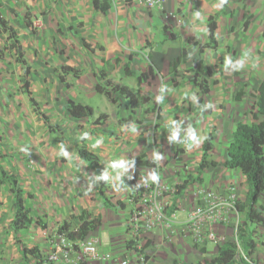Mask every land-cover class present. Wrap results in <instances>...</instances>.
<instances>
[{
  "label": "crops",
  "instance_id": "0c3cea01",
  "mask_svg": "<svg viewBox=\"0 0 264 264\" xmlns=\"http://www.w3.org/2000/svg\"><path fill=\"white\" fill-rule=\"evenodd\" d=\"M221 1L191 0L178 5L174 0H168L162 7L149 8L136 0H111L110 8L102 11L94 7L93 0H0V12L16 29L18 45L22 51L21 57L24 60L23 62L17 58L16 46L9 47L12 45L9 31L1 30L5 38L2 47L7 48H1L6 55L5 64L2 65L6 70L5 82L0 77V87L6 86L4 92L8 91V84H12L14 80L16 87H20V80L25 76L28 81L27 88L37 100L41 111L45 112L50 120L61 128L55 131L49 129L43 116L35 110L28 93L18 90V98L4 99V97V100H0V161L8 171L18 176L24 189L26 205L31 208L33 217V222L19 233H15L12 229L14 236L27 231V238L22 240L23 243L28 246L36 245L42 251L37 244V239L46 237L44 234L54 220L71 219L73 215L76 216L83 210L98 213L97 205H95V201L98 203V200L92 187L99 183V171L90 167L78 153L72 160L70 152L60 145H55L57 139L51 142L50 138H57V133L65 127L67 130L72 129L75 135H78L76 133L83 135L87 140L98 135L99 149L90 147L89 149L99 155L101 168L111 179L112 165L122 162L124 154L123 148L116 142L112 143L114 138L117 141L113 134H116L120 127H118L119 122L115 113L118 107L112 104L105 94L96 90L97 84L106 85V78L101 75L103 70L107 78L127 83L136 88L140 94L149 91L152 98L154 95L152 90L158 89L161 85L163 97L159 104L161 106L160 119L163 121L166 118V128L171 124L168 113L175 109L174 115H178V118L172 126V131H176L182 124L185 126L189 123L193 135L199 131L204 139V129L206 134L214 130L213 120H209L208 126L202 128L201 120L197 116H188L186 110L178 109V106H183L186 101L185 90L188 84L170 76V62L186 49L188 56L178 66V72L182 70L181 67L191 68L194 76L195 60L199 55V50L189 38L193 37L194 41L201 43L208 42V20L211 15L221 10ZM170 12H173V15ZM37 20L41 22L40 26L36 25ZM165 26L168 28L166 33ZM220 28L221 24L218 22L216 32L218 40H220ZM178 41L184 42V45L177 48L175 45ZM217 48L205 49L202 54L205 65L211 67L216 65L215 51ZM192 49L196 50L194 56ZM127 65L135 75H127L125 71ZM150 65L155 68V77L139 84L136 76L146 71ZM65 66L80 69V76L76 77L73 72L65 71L63 69ZM61 77L65 81H62ZM175 88L178 90L173 91ZM195 88L198 89L197 86ZM99 96V102L105 105L104 110L100 109L99 103L96 102ZM70 98L92 105L96 115L108 112L110 116L105 123L100 125H95L88 117H73L67 109V101ZM111 108L112 111H110ZM166 110L167 113H165ZM120 115L123 116L122 113ZM146 121L149 122L150 118L143 119L141 124ZM74 123L77 125L83 123L84 126L76 128ZM217 131L215 128V134ZM183 135H187V129L186 133L183 131ZM231 139L232 137L230 141ZM172 143L169 140L170 147L173 146ZM4 144H6L5 147ZM177 147L185 150L181 156L177 154V157L182 161L188 160L190 154L187 146L174 144V148ZM145 153L147 157H151L154 152L147 150ZM159 153L158 151L157 154ZM201 154L202 149L195 155L197 161H200ZM170 155L171 152L164 154V161L168 162ZM161 159L158 158L157 164ZM227 169L246 181L245 175L239 169ZM139 170L143 176L144 170L140 167ZM110 183L112 187L114 184L112 180ZM0 189H7L10 193L13 217V194L9 185L3 184ZM28 192L32 194L31 197H28ZM245 197L246 194L243 200ZM101 203L105 205L103 200ZM105 207L112 210L107 206H104V209ZM100 212L103 214L104 210L101 209ZM187 212L186 209H180L177 217L179 219L186 217ZM38 218L47 223L46 228L37 222ZM259 228L256 226L257 230ZM219 229L222 234H228L230 231L229 226L224 225ZM123 239L124 251H129L126 247V235ZM226 240L228 239L218 243L221 244ZM208 245L202 248L205 258L196 252L195 256L198 259L193 260L183 256V260L196 264L212 258L217 254V246L214 249L210 247V249ZM21 246L22 243L18 252L21 262L26 264L21 255ZM114 247L115 244H109L108 249ZM148 248L151 249V251L146 249L152 261L150 262L156 264V253L152 249L153 246L149 245ZM260 250L257 240L255 253L259 254V258L262 259L264 256ZM99 261V259L91 260L89 264H98ZM58 262L62 264L63 259L59 258L54 264Z\"/></svg>",
  "mask_w": 264,
  "mask_h": 264
},
{
  "label": "rangeland",
  "instance_id": "374dc122",
  "mask_svg": "<svg viewBox=\"0 0 264 264\" xmlns=\"http://www.w3.org/2000/svg\"><path fill=\"white\" fill-rule=\"evenodd\" d=\"M246 18L249 20V27L247 29L244 28V21ZM217 21L221 24L219 30L220 40H218V48L215 51L217 61L216 65L212 67L213 75L208 77L211 85L210 92L207 94H200L198 92V89H196L192 83L193 69L191 68L181 67L182 70L178 72L176 78L180 80V82H187L188 84L185 90V94H187L186 101H184L183 106H178V109L181 108L182 110H186L188 116H197L201 120L200 125H202V128H206L208 126L207 122L213 120L212 126H216L218 131L215 134L216 138L213 142L214 148L211 157L217 159L220 164L217 167L207 169L203 174V176H205L203 180L190 181L183 194L176 201H173L176 184L189 178V175L193 177L197 175L199 161H197L195 155L201 151V139L203 140L202 133L198 131L197 134L193 135L189 123L185 126L182 124V127L180 126L181 129L178 127L176 131H172V126H174V122L178 118V115H174L175 109H172V112L168 113L171 124L167 128L165 127L167 126L165 123L166 118L162 121L156 117L157 111L151 110L149 113H145L144 108L140 110L138 117L143 119L150 118L149 122L146 121L144 124H137L134 121L130 126L120 125V123H118L120 130L118 129L117 133L113 134L116 136L117 141L114 138L112 143L116 142L123 148L124 155L122 157V162L112 165L113 169L108 165L112 173L111 179L109 176L108 179L109 181L112 180L114 184L111 187L110 183L106 190V194L114 201L122 199L126 203V207H118L112 210L106 209L105 207L104 209L105 205L101 203L102 198L98 191V183L96 186L93 185V192L98 200V203L95 201L98 213H95L97 211H93L92 214L101 215L103 222L97 229L90 232L87 240L91 238L98 239L97 247L100 253H111L112 255L109 259H99L100 261L98 264H121V260L128 258V251H124L123 238L125 235L129 238L127 223L134 211H142V215L138 219L140 233L138 238L141 247L146 246V253L148 252L146 249H149V245L153 246L152 249H154L156 253V264H173L174 259L183 260V256L196 260L198 259L195 256L196 252L199 256L205 258L206 256L202 250L205 245L209 244V248L211 247L214 249L218 246V242L225 239H234L236 236V225L240 223L244 217L243 213H239L234 208L227 210L226 221H211L208 218L205 219L199 228V232H204L201 239H198L197 232L191 229V226L187 222V218L190 211L197 205L202 203L209 204V201H211L210 198H212L213 195L230 198L229 196L231 192H233V187L235 188L236 195L238 196L239 194V197L236 196L235 200L242 201L246 194L248 185L245 186V183L247 182L243 181L241 176L235 175L233 171L223 166L222 162L226 159V149L232 137V129L233 127L235 128L236 122L240 120H253L251 111L255 105L256 88L264 79V0H229L226 5L225 13L220 14ZM1 30L0 28V50H3L7 47H2L5 38ZM221 32H223V34ZM12 42L13 40L11 38V43ZM176 44L175 46L179 48L180 45H184V42L178 41ZM10 46L12 45H9V47ZM191 52L194 56L196 50L192 49ZM8 55L9 53L7 56ZM5 56L4 53L0 56V77L4 82L6 69L2 65L5 64ZM18 57L17 51V58ZM192 60H194L193 57ZM170 76L173 78L174 75L171 73ZM25 82L26 79L24 76L20 80V87H16V82L14 80L11 82L12 84H8L9 90L5 92L6 86H1L0 100L11 97L18 98L17 95L20 90L27 93V85ZM160 86L161 85H159L158 89L155 88L154 91L152 90L154 95L150 108L161 103L163 92ZM175 90L178 89H173V91ZM239 90H242V94L240 99H237L235 94H237ZM183 92L184 91H182V93ZM176 93H178V91ZM115 96L118 99V103L115 106L118 107L119 113H122V117H127L129 114L128 100L118 93H115ZM199 96L202 97V101H198ZM120 97L121 99H119ZM99 99L100 96L96 98V102L99 103L100 109L104 110L105 105L99 102ZM15 100L19 101V99ZM110 111H112V108ZM165 113H167V110ZM172 119L174 120L172 121ZM90 120L92 121V119ZM69 123L70 122H68V124ZM70 126L71 124L69 127ZM83 126V123H78V125L77 123L75 124L76 128ZM186 129L188 136L183 135V131L186 133ZM96 130L98 132V128ZM205 132L206 130L204 129V136H206ZM76 134L78 135H75L72 129L67 130L65 127L64 130L62 129V131L57 133V138L50 139L51 142L57 139L55 145H60L62 148L68 150L72 160H74L77 153L79 154L78 149L82 142H85L90 148L99 149L98 135L87 140L83 135L79 133ZM83 139L85 141H82ZM169 140L173 142V146L171 147ZM174 144L177 146H187L189 150L188 153L190 154V157L187 158L188 160L182 161L176 154H173L175 150ZM5 145L6 144H4V147ZM147 150L154 152L151 157H147L145 153ZM158 151L160 152L159 154H157ZM184 151H179V156H181ZM170 152L169 161H164V154ZM159 157L162 159L158 161L159 164L155 166H147L145 163L147 158L157 161ZM134 162H137L139 167L144 170L142 173L143 176L140 177L139 181L141 189H136L132 185ZM233 179H235V181H233ZM157 183L161 190L159 196L156 197L159 208L154 209V211H149V205L144 202L141 196H144V190H148L146 188H153ZM209 194H212V196H209ZM132 197H134L133 200H131ZM153 198L155 199V197H152V199ZM170 206L172 208L171 214H168L167 210ZM144 208L148 210L144 211ZM258 208L264 214V193L260 198ZM101 209L104 210L103 214L100 212ZM180 209H186L188 212L186 217H180L179 219L177 214ZM81 213L82 212L76 214V216ZM11 217L12 204L10 193L7 189H0V264H23L18 248L21 243L24 244L22 240L27 238V231L14 236L11 231ZM71 219L75 225L80 222L77 217H72ZM41 221L46 223L42 219ZM151 221H153V225ZM62 222V220H54L49 230L44 234L46 235V239L44 237L37 239V244L41 247L44 256H49L55 251L57 252V250L63 251L64 246L61 245L62 241H57L60 240V238L59 235L56 234L58 226ZM223 225L229 226L230 231L228 234L220 233L219 228ZM257 226L260 228L257 230L256 236L261 248L260 253L264 256V226ZM210 233H213V237H209ZM51 234L53 237H51ZM18 242H20V244ZM55 243L60 244V248L55 247ZM109 244H115V247L108 249ZM149 251H151V249H149ZM254 256L259 260L260 264H264V257L262 259L259 258V254L257 253H255ZM150 261L149 258L148 264H152V261ZM131 262L132 264H139L136 262L134 255L131 256ZM53 263L54 262H51V264ZM58 264L60 263L58 262Z\"/></svg>",
  "mask_w": 264,
  "mask_h": 264
},
{
  "label": "trees",
  "instance_id": "16d2710c",
  "mask_svg": "<svg viewBox=\"0 0 264 264\" xmlns=\"http://www.w3.org/2000/svg\"><path fill=\"white\" fill-rule=\"evenodd\" d=\"M229 0L221 1V10L211 15L208 20L209 29V40L206 43H201L194 41L193 37L189 40L198 47L199 55L195 60V73L192 78V82L198 88L200 94H207L211 90V85L208 77L213 75V68L211 66L205 65L203 52L206 48L216 49L218 47V38L216 35L218 29L217 18L220 14L225 13L226 5ZM94 7L96 9L106 11L111 6V0H93ZM249 27V20L246 18L244 21V28ZM0 28L2 30H7L12 38V46H16L19 52L18 59L20 61L24 60L21 57V48L18 45L19 40L17 36L16 29L9 23V21L0 12ZM165 33L167 32V26L164 27ZM3 50H0V56H2ZM188 56V51L184 49L182 53L170 62V72L174 75L173 79L176 78L178 74V66L182 63ZM65 71H71L76 77H79L81 70L72 66L63 67ZM127 75H135L134 72L129 68V65L125 69ZM101 75L106 78V85L97 84L96 90L99 93L105 94V96L110 100L112 104L117 105L118 99L115 93L124 96L129 102V114L127 117L120 116L118 109H115V113L118 118V122L121 125L130 126L132 122L141 124L143 118H139V112L144 108L145 113H149L151 110L157 111L156 117L160 119L161 106L155 105L150 108L153 101L151 92L140 94L136 88L124 83L117 82L112 78H107L106 72L103 70ZM156 71L153 65H150L146 71H143L136 76L139 84L149 81L154 78ZM62 81H65L61 77ZM28 85V81L25 82ZM26 92L30 95V100L37 113L41 114L48 123L49 129L51 131L60 130L61 128L57 123H53L50 117L42 112L37 100L31 95L32 92L27 88ZM242 90H239L235 97L240 99ZM198 101H202V97H198ZM67 109L69 113L76 118L88 117L92 119L93 123L100 125L105 123L109 118L108 112H101L96 115L95 108L89 104H83L74 99H69L67 101ZM253 120L252 121H237L234 130L232 131V139L227 147L226 159L222 162V165L227 168L239 169L246 177V182L248 185L246 197L244 200H237L235 203V209L239 213H243V220L238 225V230L234 239H228L217 246V254L212 258L206 259L203 262H197L196 264H260L259 260L255 258L254 254L257 247L256 240V226H264V215L259 210L258 204L262 194L264 193V79L260 82L256 88L255 93V105L251 111ZM215 128L209 131L202 141V154L201 159L197 167V175H189V178L184 179L182 182L176 184L175 195L173 201H176L187 188L190 181L193 180H203L204 172L211 168L217 167L220 162L211 157V152L214 148L213 141L215 139ZM84 141V139H83ZM184 148H176L174 153L177 155L179 151H183ZM79 156L92 168L99 171V183L98 191L103 200L105 206L116 209L118 207L125 208L126 203L122 199L114 201L111 197L106 194V190L110 185V181L106 173L101 168L100 157L97 153L89 149L85 142H82L78 149ZM1 155V154H0ZM145 163L149 166H155L157 161L154 159L147 158ZM141 176V171L139 170V165L137 162L133 163V178L132 185L136 189H141L139 184V179ZM191 179V180H190ZM3 184H8L10 190L13 194V206L14 214L11 220V226L15 233H19L21 230L27 228L31 222H33V217L31 216V208L26 205L24 189L20 184V180L15 173H11L6 169L3 163L0 161V186ZM28 197L32 194L29 192ZM171 206L168 208L167 213L171 214ZM77 217L80 222L75 225L72 219L64 220L58 226V232L62 235L67 236L70 240L74 242H79L84 240L91 231L97 229L103 222L101 215H93L92 212L88 210H83V212L78 215L72 216ZM37 222L46 228L47 224L42 222L41 219H37ZM137 242L135 240L127 238L126 247L128 249L135 248L138 253L144 254L146 259L150 256L145 252L146 246L136 247ZM21 255L26 264H46L45 258L36 245L28 246L22 244ZM173 264H193L186 260L174 259Z\"/></svg>",
  "mask_w": 264,
  "mask_h": 264
},
{
  "label": "built area",
  "instance_id": "2783aa9c",
  "mask_svg": "<svg viewBox=\"0 0 264 264\" xmlns=\"http://www.w3.org/2000/svg\"><path fill=\"white\" fill-rule=\"evenodd\" d=\"M136 1L146 5L149 8H154V7H162L168 0H136ZM174 1L178 5H180L184 1H191V0H174ZM170 14L173 15V12H170ZM36 25L40 26L41 22L37 20ZM146 189L148 190H144L145 191V193L143 194L144 196H141V198L143 197L144 202L149 205L150 208L149 211H154V209L159 208L157 205L158 201L156 197H158L161 192L160 186L157 183L153 188L149 187ZM209 196H212V194H209ZM236 196L237 195L235 193V188L233 187V192H231L229 196L230 198H225L219 195L217 196L213 195V197L210 198L211 201H209V204H203V203L199 204L190 211V213L188 214L187 222L191 226V229L197 232L198 239H201L202 236L204 235V232L203 233L201 231L199 232V228L201 227V223L205 219L208 218L211 221L227 220V210L230 208L235 209V203L237 202V200H235ZM152 197H155V199L154 198L152 199ZM133 199L134 197L131 198V200ZM147 210H148L147 208H144V211ZM141 213H142L141 210L134 211L133 215L128 219V223H127L129 238L135 240V242H137L136 247L139 248L141 247V244L138 238L140 236L138 219L139 217H141L142 215ZM151 224L152 225L154 224L153 221H151ZM238 225L239 223H237L236 225L235 232H237L238 230ZM56 234L59 235L60 238V240L57 241H62L61 245H63L64 248L62 252L57 250V252L55 251L53 254H50L49 256H44L46 264H51V262L55 263L59 258L63 259L62 264H89L91 260L109 259L112 257L111 253H106V254L100 253L97 247L98 239L96 238H91L90 240H87L88 237L87 236L82 241L74 242L70 240L67 236L60 234L58 231L56 232ZM51 237H53L52 234ZM209 237H213V233H210ZM59 245L60 244L58 243L54 244V246L57 248H60ZM127 253H128L127 254L128 258L121 260V264H132L131 256L133 255L135 256L137 263L139 264L149 263L148 259L145 258L144 254L138 253V251L135 248L129 249Z\"/></svg>",
  "mask_w": 264,
  "mask_h": 264
}]
</instances>
